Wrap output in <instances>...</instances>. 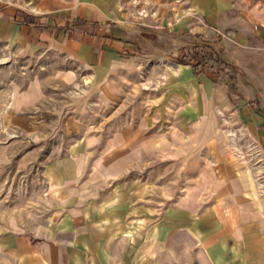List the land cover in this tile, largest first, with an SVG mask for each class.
<instances>
[{"label": "crops", "instance_id": "1", "mask_svg": "<svg viewBox=\"0 0 264 264\" xmlns=\"http://www.w3.org/2000/svg\"><path fill=\"white\" fill-rule=\"evenodd\" d=\"M241 1L242 18L224 14L232 7L238 11L230 0H78L81 16L71 28L90 23L96 31L68 36L63 28L69 23L55 12L73 13L75 0H0V168L15 154L18 170L42 161L49 187L66 195L65 207L43 231L0 226V264H264L262 231L251 237L246 211L250 197L262 209L257 186L237 163L252 147L264 166V0ZM172 6L184 11L174 27L222 35L220 27L227 26L223 60L246 82L236 77L228 88L223 71L196 75L190 64L177 63L189 40L172 38L173 51L137 49L127 28L150 27L165 39ZM111 15L119 25L108 21ZM216 40L205 48H221ZM112 101L115 116L130 107L127 118L134 119L136 108L162 106L172 111L164 122L191 125L166 134L159 150L165 160L172 143L202 146L205 163L196 190L172 205L171 185L163 175L158 202L167 206L156 214L157 171L142 164L155 149L152 139L130 125L107 138L103 119L95 127L91 110L106 109ZM220 123L228 124L230 135L219 131ZM99 148L109 159L105 172L120 179L108 193L109 181H102L91 199L75 181L85 158ZM130 156H136L131 163L136 179L127 181L121 176ZM145 173L146 180L139 178ZM205 188L211 194H199Z\"/></svg>", "mask_w": 264, "mask_h": 264}, {"label": "rangeland", "instance_id": "2", "mask_svg": "<svg viewBox=\"0 0 264 264\" xmlns=\"http://www.w3.org/2000/svg\"><path fill=\"white\" fill-rule=\"evenodd\" d=\"M75 1L78 3V0ZM174 1L177 2V0ZM230 3L235 4L234 7H236L238 11H235V8L232 7L224 14L228 15L231 12H235V16H239L240 18H242V1L230 0ZM81 5V3L76 4L74 8L75 11H73V13L69 11V13L66 14L64 12H61L62 10H58L55 12L57 13L55 15L61 16L63 19H65V22L69 23H65V27L63 28L64 34L70 36L76 33H93L96 31V28L92 27L93 25L90 23H82V25H75L74 29L71 28L73 22L79 19V16H81V12L78 11ZM224 6H226V4H224ZM114 8L115 5L113 4L112 9L114 10ZM179 14H184L183 9L181 8L179 11L172 6L173 21L171 20V23L166 26V29L164 31L166 33L165 39L160 37L163 34L160 36L156 35V33L152 31L153 28L150 27H128L127 29L132 31L133 33V35H130V37H132V39H134L138 43L137 49L143 53H146L148 51H154L155 53H157L159 52V50L173 51L175 49V46L174 44H170L172 43V38L180 40L182 39L185 41L189 40L192 43L182 47V55H184L185 52L190 53L193 50L194 46H196L197 51H199L201 55H211L213 59H219V63L217 64L211 62V64H214L212 68L220 72H224V76L228 82L226 84L228 88L233 87L234 83H231V81L236 79V77L240 82H246V78L243 73L238 71L232 64L223 60H227L228 56L225 48V43L228 37L227 26L222 25L220 27V32L222 33V35L218 34V32L212 29L210 34H206L203 32L195 33L192 26L185 27L183 29L174 27V21L177 19ZM145 15L146 13L142 10H140V13L138 12V18H143ZM88 20L89 22H91L90 18ZM108 21L114 25H119L120 22V20H117L113 15L110 16ZM256 30L260 32V35L259 33H256L257 36H262V31H260L261 29L258 25ZM130 37H128V39H130ZM218 37L220 40L221 48H211V50L205 48L209 47L208 43L210 42L216 43L218 41L216 40V38ZM217 49L223 56L222 58L219 57L217 51H215ZM128 54L129 52L126 51L122 53V56L125 57L128 56ZM194 63L195 61L192 60L187 64H190L192 68L195 69V67L197 66H195ZM205 67L206 66L204 65V68ZM209 69L211 68H208L207 70ZM230 69H234V71H231ZM207 70H204V72ZM78 88L79 86L76 85L75 90H78ZM58 89H61V85ZM142 99L143 97L140 96V101H142ZM115 103V101H112L110 103V106L106 109L100 110L99 108H94L91 110V115L93 114L94 120H96L95 127L97 125H100L102 123L101 120L103 119L108 121L106 125H104L106 128V133L104 136H106L107 138L112 137L115 129H123L130 125L133 128H138L140 134H146L150 137V139H152V143L154 144L155 149H150L148 161L145 160L142 162V164L148 162V164H150V168L157 171L154 178V185L156 188V192L154 194L156 214L162 209L163 206L166 205L160 204L158 202V200L162 198L161 192L159 193V191L161 190L158 191V189L160 188L159 186L162 185H158L157 182L159 180H162L163 175L167 177L164 180H166L167 183L169 182L171 185L170 204L172 205L181 195L190 194L192 191L196 190V188L194 187L195 182L197 181L196 179L198 177L202 176V168L205 163L203 161L204 156L202 153V146L196 144L179 147L178 145L172 143L171 152L170 154H167V159L165 160L162 156V149L159 150L161 147L160 144L163 142V137H165L166 134L177 131L182 126H187V128H190L191 125H179L169 121L164 122L165 119H168V117H164L165 114L167 113L168 115V113H172V111L167 108L164 109L162 106H156V108L152 111H149L146 107L140 109L136 108L134 109V111L136 112L133 115L134 119L127 118L130 112L133 111L130 107L121 109L115 116V111L117 110V105ZM141 118H144L145 120L143 121L141 120ZM227 125L220 123L218 125V129L221 133L230 135L231 130H229L230 128H227ZM234 130L236 133V128ZM228 140L230 142V139ZM139 142L141 143V140ZM166 142L170 141L167 140ZM1 143L3 144L4 141H0V144ZM115 146L116 145L113 144L109 148ZM109 148L107 150H109ZM245 151V155L241 156V158L237 157V163L240 164L239 166L241 167V170L247 169V171L250 172L253 181L256 183L257 187L255 191L257 196L259 195L258 199L262 206V209L259 210L250 197V206L246 208V211L251 215L252 218V222H250L249 227H251L252 238L258 236V230L259 228L261 229L262 237H260V244H262V249H264V166L261 165V163H258V159L257 157H255L256 154L254 153L255 151L254 149H252V147H247ZM100 153L101 149L99 148L98 152H96L94 155H90L85 158V169L82 171V173L79 174L80 176L75 181V187L81 189V191H83L85 195H90L91 199L95 195H97L96 192L99 190L100 184H104V182L102 181H104L105 179L109 181L107 184V193L113 190L114 187L119 184L115 182L116 179L118 180L119 178L114 175L115 173L105 172L104 162H108L109 159L108 156L106 157L104 153ZM247 155L248 157L244 159V161L243 157ZM17 158L18 156L16 154L9 157V160L6 162V164H3V166L0 168V226L6 229L37 230L38 232L43 231L48 220L56 216L59 211L62 210L63 207H65V203L63 201L66 195L62 193V188L49 187L47 181L44 178V164L42 161V163L39 160L34 162L30 167L26 168V170H18L16 168V164L18 161ZM135 158L136 156H130L127 159L128 161L126 162V164H128L129 167H126L127 169L124 171L125 174H122L121 179L125 177L127 181L131 180L132 178L133 180L136 179L135 177H132L133 171L135 170L131 169L132 160H134ZM248 162L249 164H251L250 167H247L246 165L248 164ZM163 170H165V173H163ZM167 174L168 176H166ZM238 174L239 172L237 173V175ZM139 178L146 180V173L143 176L140 175ZM203 189L199 192V194L203 192L204 194H211L210 190L206 188L205 190ZM256 220L258 221V224H254V221ZM202 261L203 262H200L198 264H206L205 260ZM184 264L192 263L191 261H185Z\"/></svg>", "mask_w": 264, "mask_h": 264}, {"label": "trees", "instance_id": "3", "mask_svg": "<svg viewBox=\"0 0 264 264\" xmlns=\"http://www.w3.org/2000/svg\"><path fill=\"white\" fill-rule=\"evenodd\" d=\"M195 61V69L194 72L196 75H199L204 72V70H207L208 68H212L214 64L219 63V59L215 58L213 59L211 55L205 56L204 54L201 55L199 51H197L196 46H194L193 50L190 53L185 52L184 55L176 57L175 61L177 63H190V61ZM214 63V64H211ZM204 65L206 66L204 68Z\"/></svg>", "mask_w": 264, "mask_h": 264}]
</instances>
